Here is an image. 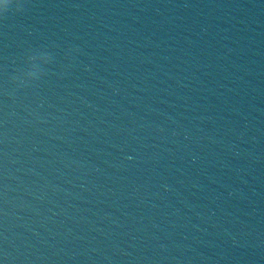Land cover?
Wrapping results in <instances>:
<instances>
[{"label": "water", "instance_id": "water-1", "mask_svg": "<svg viewBox=\"0 0 264 264\" xmlns=\"http://www.w3.org/2000/svg\"><path fill=\"white\" fill-rule=\"evenodd\" d=\"M23 3L0 264H264V0Z\"/></svg>", "mask_w": 264, "mask_h": 264}, {"label": "clouds", "instance_id": "clouds-1", "mask_svg": "<svg viewBox=\"0 0 264 264\" xmlns=\"http://www.w3.org/2000/svg\"><path fill=\"white\" fill-rule=\"evenodd\" d=\"M24 10L23 0H7L6 4L0 6V17L6 16L9 12L19 13ZM27 85V84H22Z\"/></svg>", "mask_w": 264, "mask_h": 264}]
</instances>
